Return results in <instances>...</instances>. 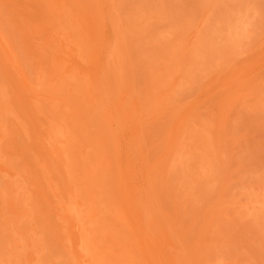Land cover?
Masks as SVG:
<instances>
[{
    "label": "rangeland",
    "instance_id": "1",
    "mask_svg": "<svg viewBox=\"0 0 264 264\" xmlns=\"http://www.w3.org/2000/svg\"><path fill=\"white\" fill-rule=\"evenodd\" d=\"M70 192L114 264H264V0H0V264H85Z\"/></svg>",
    "mask_w": 264,
    "mask_h": 264
},
{
    "label": "bare ground",
    "instance_id": "2",
    "mask_svg": "<svg viewBox=\"0 0 264 264\" xmlns=\"http://www.w3.org/2000/svg\"><path fill=\"white\" fill-rule=\"evenodd\" d=\"M57 6H58V5H57ZM58 11H59V10H58ZM59 16H60V15H59ZM109 56L111 57V53H110ZM110 57H109V58H110ZM252 60H253V59H252ZM244 64H245V63H244ZM244 68H246V67H244ZM248 68H250L249 65H248ZM242 69H243V68H242ZM246 69H247V68H246ZM250 69H251V68H250ZM245 71H246L245 74H244V78H245V79H244V78H242V79H244V80L248 79V80H249V78L252 77V73H251L252 71H249V70H245ZM239 74H240V72H239ZM242 77H243V76H242ZM253 78H254V77H253ZM255 78H256V75H255ZM233 79H234V78H233ZM240 79H241V78H240ZM244 80H243V81H244ZM236 83H237V82H236ZM92 84H93V83H92ZM247 84H248V83H247ZM223 85H224V84H223ZM242 85H243V84H242ZM97 87H98V85H97ZM73 88H74V87H73ZM71 89H72V88H71ZM74 90H75V89H74ZM76 91H78V90L76 89ZM70 92H71V91H70ZM72 92H73V91H72ZM74 92H75V91H74ZM252 92H253V91H252ZM78 93H79V91H78L76 94H78ZM257 93H258V92H257ZM71 94H72V93H71ZM76 94H75V95H76ZM258 94H259V93H258ZM95 95H96V94H95ZM95 97H96V96H95ZM97 97H98V96H97ZM93 98H94V95H93ZM94 99H95V98H94ZM97 100H98V99H97ZM97 100L95 99V101H97ZM52 101H54V102L57 103V102H58V99H57V100H53V98H52ZM59 102H60V101H59ZM59 102H58V103H59ZM184 119H185V118H184ZM179 125H180V124H179ZM187 125H188V122H187ZM180 126H181V125H180ZM53 127H54V126H53ZM178 128H179V127H178ZM54 130H55V132H54V133H55V137L57 136L56 131L59 130V133H58V137H59V139H58V137H56V138H57V140H56V145H57V143H59L58 141H60V138H61V140H62V134H63V133L61 134V133H60V132H61L60 129H56L55 127H54ZM179 130H180V129H179ZM186 130H187V128H186ZM57 132H58V131H57ZM199 132H200V131H199ZM172 133H173V132H172ZM182 133H183V132H182ZM186 133H187V132H186ZM202 135H203V134H202ZM186 137H187V136H186ZM186 137H185V139H186ZM180 139H181V138H180ZM183 139H184V138H183ZM60 143L63 144L61 141H60ZM118 144H119V143H118ZM59 145H60V144H59ZM59 145H58V146H59ZM173 145H174V144H173ZM58 146H56V150L59 149V148H57ZM60 146H61V145H60ZM118 146H120V145H118ZM169 146H170V145H169ZM174 147H175V146H174ZM59 151H61V150H59ZM103 151H104V150H103ZM108 151H109V150H108ZM169 152H170V151H169ZM169 152H168V153H169ZM95 153L97 154V152H95ZM98 153H99V152H98ZM101 154H102V153H101ZM97 155H99V154H97ZM102 155H103V154H102ZM166 156H167V155H166ZM97 157H98V156H97ZM99 157H100V156H99ZM103 157H104V156H103ZM175 158H176V157H175ZM98 159H99V158H97V161H98ZM173 159H174V158H173ZM94 160H95V159H94ZM174 160H175V159H174ZM97 161L95 162L96 164H97ZM99 161H100V160H99ZM102 164H103V163H102ZM161 164H162V163H161ZM70 171H72V170H70ZM70 171H69V172H70ZM72 173H73V172H72ZM157 173H158V171H157ZM157 173H156V174H157ZM70 175H72L71 178L74 177V176H75V177H79V176H76V175H74V174H70V173H69L68 176H70ZM73 175H74V176H73ZM94 175H95V174H94ZM96 175H97V174H96ZM154 176H156V175H154ZM150 177H151V174H150ZM94 178H95V176H94ZM158 178H159V177H158ZM158 178H157V180H159ZM69 179H70V178H69ZM73 179H74V178H73ZM95 179H96V178H95ZM143 179H144V178H143ZM80 180H81V179H80ZM150 180H151V179H150ZM68 181L71 182L70 180H68ZM85 181H86V180H85ZM91 181H92V180H91ZM116 181H117V180H116ZM154 181H155V180H154ZM75 182H76V181H75ZM149 182H150V181H149ZM157 182H158V181H157ZM71 183L73 184V182H71ZM71 183H70V185H71ZM84 183H85V182H84ZM91 183L94 184L93 181H92ZM75 184H76V183H74V185H75ZM85 184H86V183H85ZM88 184H89V183H88ZM77 185H78V184H77ZM79 185H80V182H79ZM79 185H78V186H79ZM152 185H153V184H152ZM163 185H164V184H163ZM78 186H77V187H78ZM85 186H86V185H85ZM89 186H91V185H89ZM150 186H151V185H150ZM70 187H72V189H74V191H75V189H76L75 192H78L79 187H78V189H77V187H76V188H75V187L73 188V186H70ZM86 187H87V186H86ZM92 187H93V186H92ZM87 188H88V187H87ZM93 188H94V187H93ZM152 188H153V187H152ZM70 189H71V188H70ZM89 189H90V187H89ZM145 189H146V188H145ZM82 190H83V189H82ZM154 190H155V189H154ZM94 191H95V190H94ZM149 191H150V190H149ZM75 192H74V195H72V193L70 192V194L72 195V196L70 195V198H72V197L74 196V198L79 199V198L76 197V196L80 195L79 192H78V195H76ZM91 192H93V191H91ZM95 192H96V191H95ZM81 194H82V193H81ZM86 194H87V193H86ZM87 195H90V194H87ZM150 195H151V194H150ZM92 196H93V195H92ZM95 196H96V195H95ZM95 196H93V199H92V198H91V199L94 200V197H95ZM80 197H81V196H80ZM84 197H85V196H83V194H82V198H84ZM70 198H69V199H70ZM74 198H72V200H71L72 202L70 201L71 206L68 205L67 208H68V210L70 209L71 212H73V209H75V210H74V211H75V217L79 220V221H78L79 224L81 223V225L85 226V227H83V226L80 227V225H79V231H80V232L78 231L79 234L76 235V236L74 237V240H73L74 242H73V244H71V246L74 245V246H72V248H74V250H75V253H74V254H75V256L78 257L77 259H79V261H81V262L84 261L85 264H103L104 262L107 263V264H114V261L117 260L116 258H119L118 256H120V255L123 256L124 253L122 252V254H121V251H123L124 248H126V250H127V248H128L129 251H126V252H131V253H132V250H130V247H131L130 245L132 244V242H134V241L136 240V239L134 240L133 238H132V239H133L134 241L131 240L132 242H131V244L129 245L130 247L126 245V242H124V244H125V245H124V244H122L123 241H121V245H124V247H121V248H123V250L120 249V251L118 250V252H116V251L113 250V249L115 248V246H116V247L118 246V245H114V243H116L115 241H113L112 244H113L114 246L112 245L113 247H111V249H109V247H106V248L108 249V250H107V249L105 248V245H104V248H102V246H101L102 243L99 245V248H98L97 245L99 244V242H102V241H100V240H102V239L104 240L105 237H108V235H111V234H112V233H111V230H110L109 228H107V225L109 224V223H108L109 221H107L106 219H105V220H104V219H103V220L101 219V218H103V217H102L103 214H100L101 217L99 216V214H98V216H97V217H100V218H98V219H100V221L97 219L96 216L93 217V215H92V218H93V219L90 217L89 212H90L91 214H95V215H96V214H97L96 211H99V209H101V208H100V205H99V207L97 208L95 205H94V206H93V205L91 206L90 203L87 202V203L89 204V208H88V205L86 206V203L84 204V201H85L86 199L89 200L88 198H86L85 200L83 199L84 201L82 202L83 205H85V206H84V207H80L81 204L78 205L79 203L77 204V201H76ZM108 198H109V197H108ZM73 199H74V200H73ZM81 200H82V199H81ZM101 200H104V198L101 199ZM106 200H107V198H106ZM106 200H104V201L106 202ZM108 200H109V199H108ZM110 200H112V199H110ZM110 200L107 201V203L109 202V204H107L106 207H105L104 205H102V206H104L105 208H108V207H109V208L111 209V211H112V207H110V206H112L114 203L111 204ZM73 201H76V202H75V208H73L74 206H72V203H74ZM98 201H99V200H98ZM78 202H79V201H78ZM92 202H93V201H92ZM92 202H91V204H93ZM100 202H101V201H100ZM112 202H114V201H112ZM68 203H69V202H68ZM95 203H96V202H95ZM103 203H104V202H103ZM110 204H111V205H110ZM122 204H123V203H122ZM73 205H74V204H73ZM96 205H97V204H96ZM108 205H109V206H108ZM114 205H115V204H114ZM114 205H113V207H114ZM77 206H78V207H77ZM116 206H117V204L115 205V207H116ZM71 207H72V209H71ZM79 207H80V208H79ZM90 207H91V208H94V209H93L92 211H89V210L91 209ZM84 208H85V209H86V208L89 209V210H88V211H89V212H88V214H89V219H88V216L86 217V213L84 214V212L87 211V210H84ZM105 208H104V209H105ZM109 208L107 209L108 211H109ZM81 209H82V210H81ZM117 209H118V208H117ZM117 209H116V208H115V209L113 208V210H114L115 212L117 211V214H116L114 211H112L113 214H112V212H111V214H112V215L116 214L115 217H119V216H117L118 214H120L121 216L123 215V218L128 217V213H127V216H125V213L128 212V211L126 210V207H125V210H126V211H124L125 213L122 211V209L124 210V208L119 209V211L121 210L120 212H119ZM83 210H84V211H83ZM94 210H95V211H94ZM107 210H106V211H107ZM93 212H94V213H93ZM118 212H119V213H118ZM73 213H74V212H73ZM99 213H101V211H99ZM106 213H108V212H106ZM109 213H110V212H109ZM122 213H124V214H122ZM129 213H131V212H129ZM132 213H133V212H132ZM132 213H131V214H132ZM145 213H146V212H145ZM88 214H87V215H88ZM132 215H133V214H132ZM148 215H149V214H148ZM148 215H147V216H148ZM145 216H146V215H145ZM75 217H73V214H72V218L74 219ZM85 217H86L87 219H86ZM105 217H106V216H105ZM115 217H113V218H115ZM142 217H143V215H142ZM70 219H71V218H70ZM85 219H86V220H85ZM107 219H108V218H107ZM121 219H122V217H121ZM121 219H120V220H121ZM125 219H127V220L129 221V217H128V218H125ZM71 220H72V219H71ZM88 220H89V222H87ZM94 220H96V221L98 220L97 223L100 222V224H101V223H105V225L102 224V226H105V227H103V228L100 227L101 225H100L99 223H98V225H97L96 221H95L94 223H91V222H93ZM113 220H114V219H113ZM136 220H137V219H135V221H136ZM80 221H81V222H80ZM82 221H83V224H82ZM101 221H105V222H101ZM106 221H107V224H106ZM111 221H112V219H111ZM114 221H115V220H114ZM117 221H118V220H116V222H117ZM128 221H127V222H128ZM74 222H75V219H74ZM78 222H77V224H78ZM127 222H125V223H127ZM130 222H131V221H130ZM137 222H138V220L136 221V224H137ZM87 223H90V224H89V227H90V228H91L90 225L92 224V228H93V230L89 229V230H90V231H89V230L86 228V227H88V226H87V225H88ZM95 223H96V225H97L98 227L101 228V229L99 228V229H100L99 231H101L102 233H105V236H104V234H103L102 236H100V234L97 233V231H98L97 228H98V227L94 225ZM150 223H151V222H150ZM152 223H153V222H152ZM73 224H74V223H73ZM77 224H76V225H77ZM112 224H113V223H112ZM121 224H122V222H121ZM128 224H129V223H128ZM130 224H131V228H133V231H134L135 228H134L132 222H131ZM93 225H94V226H93ZM99 225H100V226H99ZM114 225H115V224H114ZM123 225H124V224H122V227H125V226H123ZM125 225L127 226V224H125ZM108 226H109V225H108ZM128 226H129V225H128ZM73 227H74V226H73ZM73 227H72V229H73ZM77 227H78V226H76L75 228H77ZM95 227H97V228L95 229ZM109 227L112 228L113 226H111V224H110ZM142 227H143V223H142V222H139V223L137 224V226H136V232H137V231L139 232V230L144 231V229H141ZM75 228L73 229V231H75ZM84 228H85V229H84ZM129 228H130V226H129ZM102 229H103V231H102ZM108 229L110 230V232L107 231ZM122 229H123V228H122ZM122 229H121V231H122ZM77 230H78V229H77ZM127 230L129 231V229H127ZM131 230H132V229H131ZM73 231H72V232H73ZM86 231H88L89 233L86 232ZM118 231H119V230H118ZM91 232H95V233L99 234L98 237H102V238H99V240H98V239H97V238H98L97 236L94 238L95 235L93 236V238H91V235H92ZM106 232H109L110 234H109V233H106ZM138 232L135 233V231H134L133 235H136V234H137V235L140 236V234H141V236H144V235H142V233H140L141 231H140L139 233H138ZM70 233H71V232H70V230H69V233L67 232V236H68V234H69V237H70ZM76 233H77V232H76ZM87 233H88V234H87ZM95 233H94V234H95ZM89 234H90V236L88 237ZM97 234H96V235H97ZM107 234H108V235H107ZM113 234H115V233H113ZM113 234H112V235H113ZM125 234H126V233H124V235H125ZM130 234H131V233H130ZM106 235H107V236H106ZM115 235H116V234H115ZM103 236H104V237H103ZM129 236H130V235H129ZM131 236H132V235H131ZM69 237H67V238H69ZM119 237H120V236H119ZM135 237H136V236H135ZM135 237H134V238H135ZM148 237H150V236H148ZM88 238L91 239V240H92V239H94V240L97 239V243H96V240H95V243H96L97 245H96L95 243L91 242V240H89ZM111 238H112V237H111ZM124 238H127V234H126V237H124ZM128 238L131 239V237H128ZM128 238H127V239H128ZM142 238H145V236L142 237ZM69 239L71 240V237H70ZM69 239H68V241L71 242ZM106 239H107V238H106ZM120 239H122V238H120ZM120 239H119V240H116V241L119 242ZM149 239H150V238H149ZM94 240H93V241H94ZM114 240H115V238H114ZM144 240H145V239H144ZM151 240H152V239H151ZM125 241H126V240H125ZM136 241H138V240H136ZM136 241H135V242H136ZM153 241H154V240H153ZM90 242L93 243V244H95V247H97V250L99 249V252L96 250V248H95L93 245H91ZM71 243H72V242H71ZM137 243L139 244V241H138ZM151 243H152V242H151ZM153 243H155V242H153ZM153 243H152V244H153ZM128 244H129V243H128ZM138 244H137V245H138ZM145 244H147V241L145 242ZM133 245H135V243H133ZM137 245H136V248L139 249L140 247H138ZM140 245H141V244H140ZM153 245H154V244H153ZM92 246H93V247H92ZM144 246H145V248H146V245H144ZM154 246H155V245H154ZM100 247H101L102 249H105V251H104V250H100ZM119 247H120V245H119ZM119 247H117V248L119 249ZM93 248H95L94 251H93ZM112 248H113V249H112ZM154 248H156V247H154ZM157 248H158V247H157ZM115 249H116V248H115ZM150 249H151V248L148 249V244H147V250L150 251ZM95 250H96L98 253H100V254H98L97 252L95 253ZM106 250L109 251L108 253H110L111 250H112L113 253H112V252H111V253H112V254H116V253H117L116 255H118V253L120 252V253H119L120 255H118V256L115 255L116 258H115V259L113 258L114 260H113V259H110V260L113 261V263H111L112 261H110V260L108 261V258H106V256H108V255H107L108 253H105V256L103 257V254H104V252H106ZM102 251H103V252H102ZM133 251H134V250H133ZM135 251H136V249H135ZM135 251H134V252H135ZM149 251H146V252H149ZM72 252H73V249H72ZM93 252H94V253H93ZM114 252H116V253H114ZM126 252H125V255H124V256H126ZM142 252H143V249H142ZM142 252H140V253H142ZM102 253H103V254H102ZM111 253H110V255H111ZM131 253H130V254H131ZM94 254H95V255H94ZM97 254H98V255H97ZM137 254H138V252H137ZM137 254H136V256H137ZM142 254H144V253H142ZM96 255H97V256H96ZM100 255H102V258H100ZM127 255H128V254H127ZM95 256H96V257L99 256V257L96 258ZM113 256H114V255H113ZM109 257L112 258V255L109 256ZM142 257H143V255H142ZM151 257H152V256H151ZM75 258H76V257H75ZM103 258H104V259L106 258L105 260H107V261H104ZM120 258H121V257H120ZM133 258H134V257H133ZM140 258H141V257H140ZM177 258H178V257H177ZM131 259H132V258H130L128 261H126V259H125V261L129 263V261H130ZM134 259H135V258H134ZM142 259H146V258L144 257V258H142ZM178 259H179V258H178ZM151 260H152V258H151ZM131 261H132V262H131ZM131 261H130V264H131V263H132V264H138V263L133 262V259H132ZM144 261H145V260H144ZM144 261H143V262H144ZM108 262H109V263H108ZM136 262H137V259H136ZM105 263H104V264H105ZM144 263H146V261H145ZM144 263H143V264H144ZM147 264H148V263H147Z\"/></svg>",
    "mask_w": 264,
    "mask_h": 264
}]
</instances>
